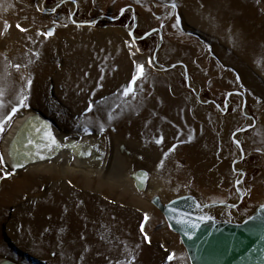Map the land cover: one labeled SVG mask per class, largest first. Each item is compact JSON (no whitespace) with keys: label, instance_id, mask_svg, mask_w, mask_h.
<instances>
[{"label":"rangeland","instance_id":"rangeland-1","mask_svg":"<svg viewBox=\"0 0 264 264\" xmlns=\"http://www.w3.org/2000/svg\"><path fill=\"white\" fill-rule=\"evenodd\" d=\"M62 1L0 0V117L18 104L23 90L29 99L18 112L34 110L75 139L96 137L99 161L119 156L112 166L114 178L51 162L18 171L0 168V259L131 264L135 256L134 264H168L167 257L175 253L171 264H191L180 236L151 200L159 195L168 202L194 193L202 203H237L238 169L246 174L239 183L242 203L211 214L240 221L264 205V133L261 145H253L258 120L264 132V87L236 88L230 74L205 71L214 57L210 52L208 61L203 57L200 46L206 47V35L188 25L201 16L200 11L190 13L193 0H71L55 9ZM206 1L194 0L201 8ZM233 3L241 10L247 6L248 13L239 16L264 17V0ZM122 10L121 20L79 24L118 18ZM51 29V37L38 35ZM155 29L160 32L138 39ZM136 65H144V73L132 85ZM161 65L176 67L165 70ZM215 75L217 81L211 78ZM234 91L243 96L228 99ZM13 119L0 134V154ZM161 136L163 142L157 144ZM255 164L261 167L253 171ZM139 168L149 175L148 190L116 178ZM152 174L161 180L158 192H152ZM142 224L150 242L140 231ZM103 228L113 236L111 244L102 241Z\"/></svg>","mask_w":264,"mask_h":264},{"label":"water","instance_id":"water-1","mask_svg":"<svg viewBox=\"0 0 264 264\" xmlns=\"http://www.w3.org/2000/svg\"><path fill=\"white\" fill-rule=\"evenodd\" d=\"M67 1L71 0H65L58 3L55 6V9ZM42 5V7L46 10L45 1H43ZM124 12L125 10L118 18L102 17L95 20L94 22L79 23L78 21L77 24L92 25L103 18L111 20L120 19ZM156 31L160 32L159 29H155L149 32L147 35L139 37L138 39H145L148 37V35L153 33L155 34ZM160 36L161 42L157 48L158 50L154 58V62L156 64H158L157 54L161 49L163 42L162 34H160ZM161 67L165 70H169L175 68L176 66L161 65ZM184 67L187 71L186 66ZM231 94H241V91H234L231 92L230 95ZM196 96L198 99H200L198 94ZM215 104L217 105V103ZM252 127L253 126L246 127L240 130V132H245L247 129H251ZM234 140L236 141V139ZM242 154L244 155L243 151ZM237 172L242 175V177L236 183V190H238L237 192L240 193V199L237 201V203H202L200 198H198V196L194 193L178 195L168 202H164L159 195L153 196L151 200L152 204L161 212V214H163L170 229L180 236L191 264H264V221H262V217H264V211H262V209H264V205L257 207L252 214L249 216H244L240 221L220 219L211 214L212 210L218 208L237 209L242 203L244 194L239 187V183H242L245 180L246 174L243 170L237 169ZM206 205H212V207H205ZM173 209L175 211H172ZM181 215L187 216L188 218L192 219L193 222H198L196 220L197 217L207 215H211L213 220L208 222H198V230L188 229V231H190L193 236L192 239H189L186 235H184V227L176 223V218ZM253 217L256 219L253 220ZM10 262V264H17L12 261Z\"/></svg>","mask_w":264,"mask_h":264},{"label":"crops","instance_id":"crops-1","mask_svg":"<svg viewBox=\"0 0 264 264\" xmlns=\"http://www.w3.org/2000/svg\"><path fill=\"white\" fill-rule=\"evenodd\" d=\"M206 3V8H201L193 0L190 13L195 16L200 11L201 16L198 20L192 17L188 24L193 31L200 32L201 36L206 35L204 39L206 47L199 45L204 52L202 53L203 57L206 56L208 61L209 52L214 57L213 62L208 64L205 71H217L227 76L230 74L232 80L236 82V88H263L264 17L255 18L244 14L239 16L241 12L248 13L247 6L243 7V5V10L241 7L234 8L232 7L233 0H207ZM226 3L230 6H227ZM250 13H254V10L252 12L250 10ZM186 69L190 73L193 71L187 66ZM200 70L203 71L204 69L201 68ZM217 76H211V78H215L213 80L217 81ZM223 81L225 82V80ZM223 86L228 85L225 83ZM234 95L240 96L241 94ZM260 124L258 120L256 128L254 127L253 145H261L259 139L264 132L263 128L258 127L263 126ZM259 152L262 151L259 150ZM249 156L252 157L251 154ZM252 167L255 171L261 166L255 164Z\"/></svg>","mask_w":264,"mask_h":264},{"label":"bare ground","instance_id":"bare-ground-1","mask_svg":"<svg viewBox=\"0 0 264 264\" xmlns=\"http://www.w3.org/2000/svg\"><path fill=\"white\" fill-rule=\"evenodd\" d=\"M13 120L14 121H13L11 127L9 128V130L7 131V133L5 135L6 137L3 141V143H1L2 144V153L4 156L5 163H6V165H8L10 170L18 171L21 169L23 170V169L29 168L32 165H43V163H45V162H51V163L65 164V165L72 164L74 167L81 168V169L88 168V169L96 171V174H98L99 176H101L103 178H109V179L114 178V174H113L114 172H113L112 166H114L113 163L117 160V158H116L117 155H113L112 158L110 157V160L99 161V155H98V142H99V140L96 137H94L93 135H88V136L86 135V137L75 139V136L73 137L72 135L66 134V132H64V131L59 130L56 126H54L53 124H50L49 123L50 121L46 120L44 117H42L36 111L31 110V109H27V110L24 109L21 112H18V114L14 117ZM29 121L32 122V125H29ZM44 125L49 126L48 131H50L52 133V135L55 136L57 142L62 145L61 148L56 149L54 151H50L45 146L46 145V138H45L46 132L44 130ZM29 138H31V140H32L31 144H29V142H28ZM73 146H75V147H73ZM13 151H15L16 162L21 165L20 167H16V168L11 167V164L13 162V157L11 154L13 153ZM37 152H39L45 158L41 159L40 156L36 155ZM81 153H83V154H81ZM88 153H91V155H89ZM117 157H119V156H117ZM113 158H114V160H113ZM145 173H147V172H145V171H143V169L139 168V169H136V171L132 172L131 174L129 173L126 176H121V175L118 177L116 176V178H118L117 180H120V181L122 180V181H126L128 183L132 182V184L136 188H139L141 190H145V189L148 190L149 186L147 184V179H148L149 175L147 173V176H145L144 175ZM138 177H139V179H138ZM150 178L152 179L151 181H153V182H151L150 180H148V181H150L154 185L153 186L154 191H152V192L160 191V189L162 188L161 180L154 174H152L150 176ZM184 194H187V193H184ZM56 200H57V197H56ZM56 202H58V201H56ZM50 208H51V206H50ZM56 208L58 209L59 207H56ZM58 212H59V210H58ZM58 212H56V214ZM67 214H69V213H67ZM78 219L79 218L77 216V221H78ZM74 223H76V222H74ZM68 224L71 225L70 223H68ZM99 224H101V226H102V223H99ZM75 226H76V224H75ZM75 226H73V227L75 228ZM64 227H65V225H64ZM63 233H65V232H63ZM63 233H62V235H63ZM101 233H102V235L100 237L102 238V241L104 240V241H107L109 244H111L113 236L109 235V233L107 231H105V228L102 229ZM72 235H74V234L72 233ZM97 239H99V238H97ZM86 241H88V240H86ZM113 243L115 244V242H113ZM117 243L118 242H116V244ZM10 263L11 262L8 261L6 258L0 259V264H10Z\"/></svg>","mask_w":264,"mask_h":264},{"label":"snow or ice","instance_id":"snow-or-ice-1","mask_svg":"<svg viewBox=\"0 0 264 264\" xmlns=\"http://www.w3.org/2000/svg\"><path fill=\"white\" fill-rule=\"evenodd\" d=\"M171 7L173 8V10L176 9V5L174 3L171 5ZM123 11L124 10H122V12ZM173 26L175 27V25H173ZM8 27H10V26L9 25H6V29ZM17 28H19L21 31H27L26 29L20 28L19 25H17ZM54 31H55V29H51L46 34L45 33H38V35H46L47 37H51L54 34ZM36 56L38 58L39 54L36 53ZM149 64H151V60H149ZM20 67H21L20 65H16L17 70H19ZM136 68H137L138 75H134L133 76V78L131 80V84L132 85H135L137 78H142L143 77V73H144V65H136ZM31 83H32L31 79H28L27 80V87H28L29 90L31 88ZM130 91H132L131 87L125 89V91H124L123 94L125 96H127ZM28 99H29V96L26 95V94H24L23 90H21L20 99L18 101V104L16 106L12 107L11 112L6 117H0V134H3L5 132V130H6L5 129V125L8 124V122L13 119V117L16 115V113L21 108L27 107L26 101ZM0 107H3L2 101H0ZM88 110L91 111L92 110L91 107ZM29 125H32V122L31 121H29ZM48 127H49L48 125H44V130L46 132V137H45L46 138V145L45 146L50 151H54L56 149L61 148L62 145L60 143H58L57 140H56V138H55V136L52 135V133L50 131H48ZM103 130H104L103 125H101V131H103ZM84 131L86 133L89 132V130L87 128H85ZM28 142H29V144L32 143L31 138H29V141ZM162 142H163V137L162 136L156 140V143L157 144H161ZM73 147H75V146H73ZM169 151L170 152L171 151H175V147H173ZM81 154H83V153H81ZM88 154L91 155V153H88ZM11 155L13 157V162L11 164V167H13V168L20 167L21 165L16 162V154H15V151H13V153ZM36 155L40 156L41 159H44L45 158L39 152H37ZM166 158H167V153L165 154V159ZM6 167H8V165L5 164L4 156H3V154H0V168H6ZM160 167H163V160L160 163ZM144 175L147 176V173H145ZM7 176H8V174L5 173V178H7ZM138 179H139V177H138ZM205 207H212V205H206ZM228 207H230V206H228ZM172 211H175V210L173 209ZM262 211H264V209H262ZM148 219H149V217L147 216V214H145L144 221L147 222ZM252 219L255 220L256 218L253 217ZM196 220L198 222H200V221H202V222H208V221L213 220V217L211 215L200 216V217H197ZM262 221H264V217H262ZM198 222H193L192 219H190V218H188L187 216H184V215L178 216L176 218V223L177 224H180V225H182L184 227V229H185L184 235H186L189 239H192L193 236H192V233L190 231H188V229L198 230V228H199V223ZM140 231H141V233H144L145 240H147L148 242H150V238L145 233L144 225L143 224L141 225ZM175 255H176L175 253H172V254H170L167 257L168 264H171V262L175 259ZM134 262H135V256L132 257L131 264H134ZM123 264H127V262H123Z\"/></svg>","mask_w":264,"mask_h":264},{"label":"trees","instance_id":"trees-1","mask_svg":"<svg viewBox=\"0 0 264 264\" xmlns=\"http://www.w3.org/2000/svg\"><path fill=\"white\" fill-rule=\"evenodd\" d=\"M124 16H122L119 20H121Z\"/></svg>","mask_w":264,"mask_h":264}]
</instances>
